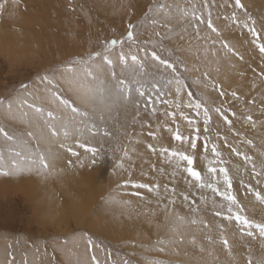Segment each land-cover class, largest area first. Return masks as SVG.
<instances>
[{
    "label": "rangeland",
    "instance_id": "1",
    "mask_svg": "<svg viewBox=\"0 0 264 264\" xmlns=\"http://www.w3.org/2000/svg\"><path fill=\"white\" fill-rule=\"evenodd\" d=\"M245 1L241 0L242 3L244 2L243 4L245 5L248 15L256 20V27L258 30H260L261 26L264 25V1L258 0L260 2L259 3L257 0H248L251 4H248V2ZM49 2V12L45 14L43 9L40 7H37L36 9L34 7L33 9H28L25 4H23V0H21L19 5L22 10L21 14L26 19V21L30 23H25L24 25H10V23L3 26V29L8 28L6 29L8 32L13 30L17 33L23 34H34L33 30L36 29L35 32L40 36L41 41L37 42L34 40L32 49L41 48L39 49L40 51H37L40 54H31L32 56L30 57L25 56L24 61L26 62H22L19 70L14 68L12 71L9 70L8 64L6 61H4L6 59H3L4 57L0 56V98L7 100L16 97L18 94H20L19 87L22 83H28L31 85L29 91H32L31 89L34 88L42 89L43 86L37 81L38 75L63 64L66 60L74 56L85 55L89 50H99L102 41L106 39L118 38L125 34L126 25L130 21L138 25V43L131 46L126 43L123 47V51L128 54L129 57L132 54H136L139 59L144 62L147 74H140L137 77V79L140 81L139 84L135 83V81L131 83L130 92L127 93L129 99L124 101V104H117L112 107L110 111H106L104 113L103 121H100L99 119L95 121L99 128V132L95 139H92L88 133H84V136L80 137L77 127L74 125L68 126L67 131L69 133V138L66 141L64 138L65 129L63 128L60 129L58 137H48V139H45L46 142L44 141L45 143H43V147L45 149L50 148L53 153L60 154V159L53 161L52 167L54 171L48 175L47 178L36 176L34 174L17 175L12 177L0 176V183H3V187H0V264H4V262L9 259V250L7 245L12 243L14 240L19 241L18 243L14 244L13 248L11 249L15 255L16 264H23L25 259L29 261V264H93V256H95L101 262V264H113V261L123 260H131L132 264H148L149 260H163L164 264H169V262H172V264H203V262H205L203 259L211 263L213 261L212 258L198 257L200 255L198 253V247H200L198 242L201 241L203 244H205V247H208L207 244L209 241L207 239L209 237L207 236H211V239L214 243L220 244L215 245L217 252L219 251V246H223L220 243L219 230L215 227V224H220L222 220L220 221V219H214L212 217V201L215 200L217 204H226L227 202L223 201L222 197L213 194L210 189H199L196 187L192 178L188 176L183 170L187 167L186 162H180V167L177 168L174 159L169 158L166 153L161 155L160 149L165 147L169 149L175 148L181 151H186L188 154L192 155L194 157V162L192 165L194 170L200 171L205 181H211L213 183L218 182L217 186L221 188V191H223L224 187L222 177L219 173H217L215 178L211 177L207 169L209 167H226L229 170L230 176L233 178L232 193L236 195L240 203L244 205L243 207H245V214L248 216V214L251 212L248 216L249 219L254 220L258 218V222L259 219L260 222H264V203L257 201L254 194L246 192L247 184L251 183L253 187L256 188V190L261 191V193L264 194V180H262L261 183L257 185L255 179H253L249 174L251 172V166L246 165L242 157L237 156L232 152V148H236L239 152L253 157L258 170L259 165L264 162V115H262L260 111L261 104H264V82H262L252 71V69H256L258 73L261 70V65L264 63V61L259 59L261 57L258 49L251 43L252 37L247 32V30L234 26L230 23V21L223 19V17L226 15L230 16L231 12L234 10L232 7L227 6V4L232 3V0H216L217 7L212 9L213 20L215 24L220 27L221 32L223 34L226 33V38L222 34L221 39L231 40V38H228V34L231 33V35H233L232 39L236 45L235 43L232 45L230 40L228 43L231 46L236 47L235 49L238 50L237 52L239 55L243 56V60H240L237 56H233L231 54L225 55L219 41H217L215 45H212L210 41L205 43L204 41L193 40L192 44L195 45V48H191V50L189 44L186 41L185 42L188 46L185 44L183 45L182 43L184 42L177 39L164 41L163 49H161L158 44L155 46L156 51L163 58L172 60L179 59L184 61L188 65L189 69H192L193 67L200 69L199 71L190 70L189 72L183 74L186 77V83L189 86L188 90H191L194 93V98H199L205 101L210 109H214L215 107L223 104L224 109H230L231 112L236 113L235 117L231 116L230 112L227 113L229 114V118L233 121L232 127L230 129L214 111H210L212 120L208 125L207 132L204 130L205 125L203 123L202 115L197 117L194 110L192 109L182 106V108L178 111L174 107H169L168 105L159 102L163 99L175 101L174 95L162 96L159 98V100L156 99L153 86L159 85L161 89H165L166 78H169V74L162 71H156V69L153 67V62L150 60V57L145 58V52L138 50V48H143L148 52H151L154 47L151 42L147 44L144 43L145 40H151L153 38V26L148 21H144L143 19V13L146 10L150 0H72V7L75 8V11L69 10V0H50ZM169 2H172V0H169ZM256 2L258 4H256ZM0 3L4 4V0H0ZM221 4H225V7H219ZM44 7H46V5ZM96 7L107 9V16H101L100 13H96ZM11 10L13 11L14 7ZM115 10H119L120 18L117 17V14H114ZM4 11L7 12L8 8L4 7L2 10H0V21L3 20V17L1 18V14ZM32 11L38 13V19L33 17ZM236 11L243 20V13L239 10ZM83 13L86 14L84 15ZM219 20L222 21V24H218ZM171 23L176 31H179L182 27V25H180L176 20L171 21ZM58 27H62V30ZM225 27L227 30L230 29L232 31H225ZM48 31L50 33H48ZM191 31L192 30L189 29V35L191 34ZM64 33H70L73 39L71 37V40H68L70 39V34L65 35ZM201 34H205L203 26ZM237 35L240 37V39ZM49 36L51 37V40L47 39ZM64 36H68V39L66 38L68 41L64 40ZM52 39L56 41V46H54L55 43ZM73 40H75L74 43ZM68 42L71 44L70 46H67ZM38 43L39 46H37ZM240 43H243L244 47ZM194 45H192V47ZM197 45H200L199 49L201 48V50L195 52ZM44 47L46 48L44 49ZM53 48L61 50L62 55L57 53V51ZM179 48H181L183 51H180ZM206 48L208 49V57H206V53L204 52ZM74 49L76 50L74 51ZM184 49H186V52ZM119 50L120 49L118 47L113 53L112 59L114 62L117 61L116 54L119 52ZM44 51L46 52V55L43 54ZM213 51H215V53L218 52L219 54H215L214 57ZM243 51H245V53ZM169 52H171V55H169ZM198 52L200 54H197ZM60 55L62 56L61 58ZM189 55H193V58ZM198 55H200V57L202 56L201 59L198 58ZM211 55H213V57ZM33 57L35 59H33ZM188 57H190L191 60L190 58L188 59ZM210 57L213 58V62L209 61V59H211ZM231 57L235 60L230 59ZM202 58L204 60H202ZM129 63H131L130 60ZM25 64H27L28 67ZM42 64H45L46 66ZM29 65H31V68H29ZM205 70L209 72V75L212 77V79L223 84L224 90L228 92L229 95L221 97L210 87L205 88L203 83H197L198 80L203 81L202 73ZM26 71L29 72L27 73ZM115 71L118 74L123 71L129 80H133L131 69H123L118 62H116ZM227 77L228 79L231 77L234 79V82H230V84L233 85L232 87L226 83ZM254 84L255 88H253ZM138 87H142V89L146 92L145 97H140L138 95ZM233 90L236 91L241 97L239 101L230 96V92ZM244 92L247 93V95H244ZM39 94L43 95L42 92ZM66 95L69 94L66 93ZM149 95H151L156 102L149 105L148 108L145 109L144 101L147 100ZM25 98L28 99L29 102H32V96L25 95ZM72 98L76 99L75 96ZM251 99H255V104L249 105L247 103V101ZM186 100L187 97L184 95L182 97V103L186 102ZM36 102L39 103V101ZM136 102L140 103V114L138 117L136 116ZM44 106L47 108L50 105L45 104ZM152 107L157 109L155 115L151 113ZM167 111L176 112V117L174 120L172 117H167L164 115V113ZM180 111H183V113L190 119L195 120V127H198L200 130V138L197 140V147L194 151L190 148L189 143H181L173 139V134L177 129H179L180 133L184 136L192 137L196 135L194 128L190 126L188 122L180 115ZM110 113L111 115H108ZM248 114H251L253 119L256 121L255 127H252L244 119V117ZM5 120L3 117H0V126L6 127L9 131H15L17 134H22L29 129V125L27 123H22L16 120V124V121L10 119ZM24 125L25 127H23ZM32 128L31 129L33 132H39L37 127L33 126ZM168 128H171L172 131H168ZM105 129L111 133L110 136L104 135ZM149 132L154 133L155 138L150 136ZM235 132H239L241 135L236 136ZM205 137L208 138L207 151L204 148ZM74 138L91 139L92 144L96 146L103 144V158L98 162L97 165L92 166L87 160H85L84 167L68 166L67 161L71 159L75 162L76 158L71 157L69 153H67L64 149H61V143L72 145L74 150L81 153L82 158L84 156L83 149L76 147ZM248 140L252 141V143L248 144L246 142ZM33 143H35V141H33ZM148 144L153 145V147L156 148V152L149 150L147 147ZM213 144L216 145L217 151L221 154L218 159L214 157L211 152V147ZM123 147H127L130 157V159L124 158V165H126V163L129 164L125 166V170L114 169L116 157H123L122 151H114V149ZM0 152H2L6 158H10L7 146L3 144L2 139H0ZM136 158H138L139 161H137ZM218 160L222 161V163L218 162ZM209 161H212V163L209 164ZM150 162L153 165H151ZM142 163L147 165V167H145V165ZM140 165L143 168H141L142 173L138 172L141 167ZM246 168L247 171H245ZM153 169H155V171H153ZM125 171H128V173H125ZM151 171L153 174H151ZM129 173L131 174L130 176H132L133 173H138V175L136 174L137 176H135V174H133L135 177L132 176L131 183L117 188V185L124 184L125 181H128L129 178H131L129 177ZM169 181H173V183ZM241 181L244 183L242 184ZM157 183L161 186L160 195L162 196H157L156 193L149 192L148 189H137L133 186L134 184H148L151 186ZM164 185H168L170 188L176 187V202L174 205L166 203L168 202L167 199L171 198L172 194L169 192V196L168 193L166 194L164 192ZM190 186H192L193 189ZM62 187H66L67 189L61 190L60 188ZM185 189L186 191H184ZM203 191L207 192L205 194L209 196L208 199L206 195L203 197ZM137 192H139V195H136ZM199 192L200 197L197 195ZM38 194L42 195L43 197H49L52 194L53 198H57L62 203L66 202V197H71L78 203L89 197L91 209L96 216L93 223L94 225L89 226L87 224V220L78 219L77 222L70 221L68 230H64L65 228L63 226L61 230H56V232L54 228H51L48 225H42L36 213L37 208L35 206L39 200ZM183 194H188L190 199L195 197L194 199L197 202L196 206L199 207L198 213L191 212L189 206L182 199ZM128 195L131 197L129 196L130 198H128ZM163 196L167 199H164ZM246 196H251L250 199L252 198V200H254L253 203H251V201L250 203H246L244 200ZM109 197H112L117 201H129L130 203L123 204L124 206L122 203L121 206L119 203H108L106 201ZM202 197L206 202L201 199ZM242 198L244 199L242 200ZM208 203H210V205ZM165 205H168V208H166ZM247 208H249V210ZM106 211L109 212L108 215L105 214ZM124 211L127 212L125 213ZM208 213L210 215H208ZM124 214L126 215L125 220L128 222V226L117 221L118 216L119 218H122L125 216ZM177 214L182 217L185 216V218L188 220L195 216L197 220L203 219L210 224H214L211 228L207 229H205L204 225L201 223L190 224V222H186L180 224L175 219ZM115 221H117V223ZM222 223L226 224L227 222L222 221ZM229 225L230 226H228V223L226 224V235L232 237L231 241H236L237 239H241L243 241L242 244H239V249L231 248V253L235 250V253L238 254L237 257L239 258L240 256H245L242 252L245 249H252L251 251H253V253L259 251V254L257 253L255 256L251 255L253 258V264L256 263L255 260L257 261L260 260V258H264V253H262L264 252V239L256 240L257 238H251L250 240V237H245L248 240L247 241L244 237L239 235V232L237 231L238 226L232 227L233 224ZM112 227L113 229L110 231ZM173 227L176 228L175 232L172 231ZM118 229L121 230L119 231L120 235L124 236L119 235ZM216 229L217 232H214ZM230 229L232 233L230 232ZM113 230L115 231L113 232ZM58 231L61 232L59 233ZM202 231L205 232L203 233ZM85 233H87L88 236H90L95 242L96 246L92 247L91 249H89L86 245L84 238ZM130 233L131 236L129 235ZM115 234L119 236L115 237ZM184 237L185 239H183ZM160 238L165 240H174L176 242L171 246H168L165 253H160L159 251L154 250V245ZM181 238L184 240L182 243L180 242ZM192 238H196L195 240L197 243L196 241L195 243H192ZM217 239L219 241H217ZM254 240L256 241L254 242ZM255 243H257V245H255ZM37 247H39V253L36 252ZM193 249L194 251L192 253ZM71 255L73 256L74 261ZM64 260L68 261L65 262ZM245 261L247 264V259Z\"/></svg>",
    "mask_w": 264,
    "mask_h": 264
},
{
    "label": "snow or ice",
    "instance_id": "2",
    "mask_svg": "<svg viewBox=\"0 0 264 264\" xmlns=\"http://www.w3.org/2000/svg\"><path fill=\"white\" fill-rule=\"evenodd\" d=\"M14 4H19L20 0H13ZM228 7H232L234 10L230 16H224L223 19L230 21L234 26L246 29L251 35V43L255 45L260 54L261 60L264 61V25L258 30L256 27V20L248 15L245 5L241 0H232V3L227 4ZM69 10L75 11L72 7V0H69ZM217 7L216 0H150L143 13L144 21H148L153 26L152 39L145 40L147 44L151 42L154 47L151 52L146 49L138 48L139 51L145 52V58H149L153 62V67L158 72H164L169 74V78H166L165 89H161L159 85H154V91L156 99L159 100L162 96H175V101L169 99L160 100V103L174 107L176 110H180L183 107L194 110L197 117L203 116V123L205 125V132L208 131V125L211 123L212 116L210 111H214L222 121L231 129L232 119L230 115L235 117L236 113L231 112L230 109L226 110L223 104L210 109L206 102L194 98V93L189 89L186 83V77L184 73L191 71H199L197 67L189 69L188 65L182 60H172L163 58L156 51L155 46L158 44L161 49L164 48V41H170L177 39L180 41H186L191 49L193 40L204 41L205 43L211 42L215 45L217 41L220 42L221 48L224 50V54H231L237 56L240 60H243V56L239 55L237 50L231 46L226 39H221V29L215 24L213 20L212 9ZM219 7H225V4L219 5ZM4 8V4L0 3V10ZM243 13L244 19L237 14V11ZM219 18V17H217ZM176 20L182 25L179 31H176L171 21ZM143 23V21H142ZM202 26L205 34L202 35ZM137 29L138 25L131 21L126 25L125 34L118 38L106 39L101 42L99 50H89L85 55H77L63 64L52 68L49 71H45L43 74L37 76V81L43 86L42 89L34 88L29 91L31 85L28 83H22L19 87V93L16 97L10 99L0 98V117L4 119H10L13 121H20L27 123L29 129L22 133L17 134L15 131H9L6 127L0 126V139L3 144L7 146L10 158H6L2 152H0V176L12 177L17 175H36L47 178L54 169L52 167L53 161L60 159L59 153H53L51 149H45L43 143L47 137H58L60 129H65L64 138L65 141L69 138L67 128L69 125L77 127V131L80 137L84 136V133H88L92 139H95L99 132V128L96 124V120H104V113L110 111L112 107L117 104H122L129 99L127 95L130 92V85L133 81L139 84L140 81L137 77L140 74H147L145 64L136 54H132L130 57L123 51L124 45L127 43L129 46L137 44ZM189 29L191 34L189 35ZM163 30V31H161ZM214 37V38H213ZM119 47V52L116 54L117 61L121 67L125 70L131 69L133 80L129 78L122 71L117 73L115 71L116 62L113 61L112 56L114 51ZM196 50L199 51V45L196 46ZM208 49H205L207 53ZM213 51V55H215ZM171 55V52H169ZM129 60L131 63H129ZM179 65V67H178ZM252 71L264 82V63L261 65V70L257 73L256 69ZM203 81H197V83H203L205 88H211L216 91L219 96L224 97L229 95L224 90V86L219 81L212 79L209 72L205 70L202 73ZM255 88V84L253 85ZM43 93L40 95L39 93ZM138 95L145 97L146 92L142 87L137 88ZM69 94V95H66ZM26 96H32V102H29ZM186 95V102L182 103V97ZM75 96L76 99L72 97ZM230 96L236 100H240L241 97L236 91H231ZM36 101H39L37 103ZM156 101L151 95L144 101L145 109L149 105L154 104ZM249 105L255 104V99L248 100ZM48 104L49 107L44 105ZM136 116L140 114V103H135ZM261 114L264 115V104L260 106ZM157 109L151 108V113L155 115ZM167 117H172L173 120L176 117L175 111H167L164 113ZM180 115L192 126L196 132L195 136H184L177 129L173 134V139L181 143H189L190 148L194 151L197 147V140L199 137V128L195 127L196 121L190 119L187 115L180 111ZM246 122L252 127L256 126V121L251 114L244 117ZM35 126L39 132H33L31 128ZM168 131H172L168 128ZM46 134V135H45ZM105 136H110L106 129L104 131ZM150 136L155 138V134L149 132ZM236 136H240L241 133L235 132ZM35 141V143H33ZM75 145L79 149H83L84 156L82 158L81 153L74 150L73 146L67 143H61L60 148L64 149L71 157H75V162L71 159L67 161L69 167L78 166L84 167L85 160L92 166L98 164L103 158V144L96 146L92 144L91 139L74 138ZM251 144L252 141H246ZM208 138H204V148L207 151ZM148 149L152 152H156V148L153 145L148 144ZM114 151H122L123 157H116L114 169L125 170L124 158H129L127 147L114 149ZM211 152L217 159L220 157V153L217 151L215 144L211 147ZM232 152L237 156L242 157L246 165L251 166L250 176L255 179L256 184L259 185L264 180V162L259 165V170L254 162L253 157L239 152L236 148H232ZM161 155L167 154L169 158H172L176 162V167H180V162H186L187 167L183 170L192 178L195 182V186L199 189H210L216 196L222 197L223 201L227 203L217 204L215 200L212 201L213 211L212 217L218 218L222 221H226L228 224L238 226L237 231L242 237H251L255 239L257 235L259 238L264 239V222H255L249 219L245 214L243 205L237 199L236 195L232 193L233 178L229 174V170L226 167H209L207 169L211 177L215 178L217 173L222 177L223 191L217 186V183L211 181H205L202 174L198 170H194L192 167L194 157L188 154L186 151L178 149H169L167 147L160 149ZM218 162L222 163V161ZM212 161H209L211 164ZM247 171V168L245 169ZM130 177V174H129ZM131 183L129 178L124 184L117 185V188L123 187L126 184ZM243 184L244 182L241 181ZM137 189H148L149 192H154L160 195L161 186L157 183L154 185L148 184H134ZM164 192L171 193V198H168V204L174 205L176 189L170 188L168 185H164ZM246 192L254 194L257 201L264 203V194L261 191L256 190L251 183L247 184ZM139 195V192L136 193ZM183 201L189 206L192 213H198L199 207L196 206L195 199H190L188 194H183ZM204 199L203 197L201 198ZM108 203H122L128 204L129 201H117L112 197L107 198ZM206 202V201H205ZM167 208L168 205H165ZM176 221L180 224L190 222L192 224L201 223L205 228H211L212 224L204 221L203 219L197 220L195 216L189 220L185 217L177 214ZM219 230L220 243L224 249L231 255V244L226 235V224L220 223L215 225ZM172 231H176L173 227ZM86 245L89 249L96 246L87 233L84 234ZM209 243H212L211 237L208 238ZM19 241L14 240L8 244V256L9 259L4 264H16L14 253L11 251L14 244ZM176 241L165 240L160 238L154 245V250L160 253H165L166 248L171 246ZM180 242H183L181 238ZM192 243H195L193 238ZM153 250V249H150ZM204 249L201 248L200 251ZM249 251H251L249 249ZM36 252L39 253V247L36 248ZM110 255V253H109ZM93 264H101V262L95 257H92ZM23 264H29V261L25 259ZM113 264H132L131 260L113 261ZM148 264H164L163 260H149ZM172 264V262H169ZM247 264H253V258L251 255L247 257ZM256 264H264V258L258 260Z\"/></svg>",
    "mask_w": 264,
    "mask_h": 264
},
{
    "label": "bare ground",
    "instance_id": "3",
    "mask_svg": "<svg viewBox=\"0 0 264 264\" xmlns=\"http://www.w3.org/2000/svg\"><path fill=\"white\" fill-rule=\"evenodd\" d=\"M50 0H23V4H25V6L28 8V9H33V7L36 9L37 7H40L41 9H43V11L45 12V14H47L48 12H49V9H48V7L50 6V2H49ZM52 1V0H51ZM112 1V0H111ZM245 1V0H244ZM249 1H251V0H249ZM248 0L247 1H245V2H248V4H251L250 2H249ZM255 1V0H254ZM258 1V0H257ZM260 1V0H259ZM258 1V2H259ZM264 1V0H263ZM262 1V2H263ZM20 2H21V0H20ZM244 3V2H243ZM260 3V2H259ZM53 4V3H52ZM256 4H258L257 2H256ZM20 5V3L19 4H14L13 3V0H4V7H7L8 8V11L7 12H2V14H1V18L3 17V20H1L0 21V25H2V26H0V56H2V57H4L3 59H6V60H4V61H6V63L8 64V66H9V70H13V68L14 69H16V70H19V67H20V65L22 64V62L24 61V57L25 56H32V55H37V54H40L39 52H37V51H40L39 49L41 48H39V49H37V48H33L32 49V46H33V41L34 40H36L37 42H40L41 41V38H40V36L39 35H37V33L35 32L36 31V29H34L33 30V33L34 34H30V33H25V34H23V33H17L16 31H13V30H11L10 32H8V31H6V29H8V28H6V29H3V26L4 25H7V24H10V25H12V24H18V25H24L25 23L26 24H29L30 22H28V21H26V19L22 16V14H21V7L19 6ZM46 5V7H44ZM247 6V5H246ZM261 6V5H260ZM259 6V7H260ZM14 7V10L12 11L11 9ZM256 8V7H255ZM254 8V9H255ZM258 8V7H257ZM253 9V8H252ZM260 10V9H259ZM95 11H96V13H100V15L101 16H107V9H101V8H98V7H96L95 8ZM86 12V11H85ZM260 13V12H259ZM32 14H33V17L35 18V19H38V13L37 12H33L32 11ZM84 14V13H83ZM86 14V13H85ZM84 14V15H85ZM115 15L117 14V17L118 18H120V13H119V10H115V13H114ZM88 15V14H87ZM86 15V16H87ZM58 20V19H57ZM59 21V20H58ZM60 22V21H59ZM221 22V23H220ZM88 23H91V22H88ZM218 24H222V21H220L219 20V23ZM176 25V24H175ZM221 26V25H220ZM223 26V25H222ZM58 28H60L61 30H62V27H58ZM79 28V27H78ZM220 28V27H219ZM224 29V28H223ZM225 29H226V27H225ZM224 29V30H225ZM232 29V28H231ZM241 29V28H240ZM224 30H222V31H224ZM228 30H230V29H228ZM227 29L225 30V31H228ZM230 31H232V30H230ZM240 32V31H239ZM48 33H50L49 31H48ZM225 33V32H224ZM238 33V32H237ZM65 34V33H64ZM70 34V33H69ZM68 33L67 34H65V35H69ZM223 34V33H222ZM228 34V33H227ZM233 34V33H232ZM224 36L226 35V33L225 34H223ZM234 35H236V34H234ZM233 35H231V33L230 34H228V38H231V40L230 39H227L228 40V42H229V40H230V42H232V45H234L233 43H235L234 42V40L232 39L233 37H232ZM238 36V35H237ZM53 37V36H52ZM68 36H64L63 38H65L64 40H67L68 38H67ZM71 34H70V39H68V40H71ZM239 37V36H238ZM238 37H236V38H238ZM67 38V39H66ZM225 38H226V36H225ZM47 39H50L51 40V37L49 36V37H47ZM72 39H73V37H72ZM74 39H76V38H74ZM78 39V38H77ZM239 39H240V37H239ZM53 40V39H52ZM67 40V41H68ZM241 40H242V38H241ZM54 41V46H56V41L55 40H53ZM174 41V40H173ZM51 42V41H50ZM65 42V41H64ZM70 42V41H69ZM69 42H68V44H69ZM75 42V40H73V43ZM178 42V41H177ZM182 42H184V43H182L183 45L185 44V45H187L186 44V42L185 41H182ZM195 42V41H194ZM236 42H237V40H236ZM66 43V42H65ZM72 43V44H73ZM77 43V42H76ZM193 43V42H192ZM196 43V42H195ZM42 44V43H41ZM67 44V46H70L71 44H69L68 45ZM243 47H244V45H243V43H240ZM44 45V44H43ZM42 45V46H43ZM192 45H194V44H192ZM235 45H236V43H235ZM251 45V44H250ZM37 46H39V43L37 44ZM52 46V45H51ZM75 46V45H74ZM78 46V45H77ZM188 46V45H187ZM200 46V45H199ZM34 47H35V45H34ZM185 47V46H184ZM46 47H44V49H45ZM69 48V47H68ZM67 48V49H68ZM191 48H195V45L193 46V47H191ZM234 48H236V47H234ZM240 48H242V47H240ZM53 49H55L56 51H57V53H59V54H61V50H58L57 48H53ZM52 49V50H53ZM76 49H77V47H76ZM76 49H74V51L76 50ZM80 49V48H79ZM78 49V50H79ZM94 49V48H93ZM180 49V51L182 50L181 48H179ZM189 49V48H188ZM243 49V48H242ZM185 50V52H186V49H184ZM191 50V49H190ZM194 50V49H193ZM201 50V48L199 49V51ZM46 51V50H45ZM43 52V54H45L46 55V52ZM183 51V50H182ZM238 51V50H237ZM55 52V51H54ZM71 52V51H70ZM80 52V51H79ZM195 52H197V50L195 51ZM205 52V51H204ZM244 53H245V51H243ZM41 53H42V51H41ZM188 53V52H187ZM191 53V52H190ZM189 53V54H190ZM218 53V52H217ZM216 53V54H217ZM32 54V55H31ZM192 54V53H191ZM197 54H200L199 52L197 53ZM196 54V55H197ZM205 54V53H204ZM207 54H208V51H207V53H206V57H208L207 56ZM219 54V53H218ZM221 54V53H220ZM247 54V53H246ZM246 54H244V55H246ZM50 55V54H49ZM48 55V56H49ZM58 55V54H57ZM62 55V54H61ZM60 55V58L62 57ZM188 55V54H187ZM203 55V54H202ZM222 55V54H221ZM51 56V55H50ZM56 56V55H55ZM54 56V57H55ZM190 57L192 56V58H193V55H189ZM199 56V57H198ZM197 57L198 58H200L201 59V57H200V55H198ZM210 56V55H209ZM212 57H213V55H211ZM217 56V55H216ZM248 56V55H247ZM54 57H53V59H54ZM190 57H188V59L190 58ZM205 57V56H204ZM203 57V58H204ZM214 57H215V55H214ZM35 58H36V56H35ZM34 57H33V59H35ZM40 58V57H39ZM44 58V57H43ZM51 58V57H50ZM202 58V60H204ZM211 58V57H210ZM26 59V58H25ZM37 59V58H36ZM59 59V58H58ZM57 59V60H58ZM213 58H211V59H209V61L210 62H213V60H212ZM218 59H220V58H218ZM217 59V60H218ZM230 59H233V60H235L234 58H230ZM247 59V58H246ZM259 59H261V58H259ZM32 60V59H31ZM30 60V61H31ZM39 60H41V59H39ZM47 60V59H46ZM45 60V61H46ZM190 60H191V58H190ZM207 60H208V58H207ZM206 60V61H207ZM215 60H216V58H215ZM232 60V61H233ZM27 61H28V59H27ZM222 61V60H221ZM24 62H26V61H24ZM35 62V61H34ZM37 62V61H36ZM197 62H198V60H197ZM234 62V61H233ZM249 62H250V60H249ZM33 63V62H32ZM39 63V62H38ZM220 63V62H219ZM256 63V62H255ZM207 64V63H206ZM214 64V63H213ZM230 64H231V62H230ZM251 64V63H250ZM252 64H254V63H252ZM25 65H27V64H25ZM25 65H23V66H25ZM42 65H44V66H46L45 64H42ZM210 65V64H209ZM34 66H35V64H34ZM40 66V65H39ZM43 66V67H44ZM217 66V65H216ZM22 67V66H21ZM27 67H28V65H27ZM41 67V66H40ZM232 67V66H231ZM238 67V66H237ZM29 68H31V65H29ZM28 68V69H29ZM227 68V67H226ZM233 68V67H232ZM223 69H224V67H223ZM230 69V68H229ZM238 69V68H237ZM27 70V69H26ZM31 70V69H30ZM29 70V71H30ZM233 70V69H232ZM241 70V69H240ZM28 71V72H29ZM27 72V71H26ZM27 72V73H28ZM216 74V73H215ZM231 74V73H230ZM29 75V74H28ZM223 76V75H222ZM249 76V75H248ZM22 77V76H21ZM224 78V77H223ZM237 80V79H236ZM237 81H239V80H237ZM230 82L232 83V82H234V79L231 77V78H229L228 79V77L226 78V83L228 84V85H230L231 87L233 86L232 84H230ZM36 83H37V81H36ZM237 83V82H236ZM38 84V83H37ZM235 85V84H234ZM246 85V84H245ZM236 86V85H235ZM239 86V85H238ZM237 87V86H236ZM249 87V86H248ZM34 88V87H33ZM235 88V87H234ZM237 89V88H236ZM247 89V88H246ZM32 90V89H31ZM240 91V90H239ZM245 91V90H244ZM249 92V91H248ZM245 93V92H244ZM248 94H250V93H248ZM244 95H247V93H245ZM251 95H253V94H251ZM254 96V95H253ZM249 97V96H248ZM262 98V97H261ZM124 104V103H123ZM126 104V103H125ZM128 106V105H127ZM126 106V107H127ZM129 108V107H128ZM131 111V110H130ZM128 112V111H127ZM112 113V112H111ZM111 113L110 114H108V115H111ZM130 115V114H129ZM5 120V119H4ZM6 121V120H5ZM3 122V121H2ZM10 122V121H9ZM19 123V122H18ZM16 124H17V121H16ZM134 124V123H133ZM9 126V125H8ZM18 126V125H17ZM21 127H22V125H21ZM23 127H25V125L23 126ZM19 128V127H18ZM33 129V128H32ZM31 129V130H32ZM36 129V128H35ZM38 130V129H37ZM33 131V130H32ZM255 135H258V134H255ZM254 135V136H255ZM257 137V136H256ZM47 139H48V137H47ZM45 142H46V140H45ZM44 142V143H45ZM141 144V143H140ZM145 147V146H144ZM143 147V148H144ZM141 150V149H140ZM145 150H146V148H145ZM144 150V151H145ZM138 151V150H137ZM142 151V150H141ZM146 152V151H145ZM146 158V157H145ZM137 159V161H139L138 160V158H136ZM141 160H143V159H141ZM140 160V161H141ZM148 161V160H147ZM151 161V160H150ZM156 161H157V159H156ZM133 162V161H132ZM161 162V161H160ZM147 163V162H146ZM127 164H129V163H126V165ZM141 164V163H140ZM143 164V163H142ZM148 164V163H147ZM150 164H151V162H150ZM125 165V166H126ZM136 165H137V163H136ZM143 165H145V164H143ZM151 165H153V164H151ZM162 165V164H161ZM166 165V164H165ZM141 166V165H140ZM150 166V165H149ZM145 167H147V165H145ZM155 167V166H154ZM162 167V166H161ZM133 168V167H132ZM137 168H138V165H137ZM141 168H142V166L140 167V170L138 171V172H141ZM149 168V167H148ZM143 169V168H142ZM150 169H152V168H150ZM134 170H135V168H134ZM138 170V169H137ZM169 170V169H168ZM153 171H155V169H153ZM161 171V170H160ZM149 172V171H148ZM125 173H128V171L126 172L125 171ZM142 173V172H141ZM130 174V173H129ZM133 174H135V173H133ZM133 174H132V176H133ZM137 175H138V173H136ZM135 174V176H137ZM151 174H153L152 173V171H151ZM55 175V174H54ZM122 175H123V172H122ZM131 175V174H130ZM142 175V174H141ZM150 175V174H149ZM165 175V174H164ZM188 175V174H187ZM126 176V175H125ZM132 176H130L131 178H130V180L132 179ZM135 176H133V177H135ZM147 176V175H146ZM149 177V176H148ZM185 177H186V175H185ZM129 178V177H128ZM140 178V177H139ZM150 178V177H149ZM175 178V177H174ZM177 178V177H176ZM182 178V177H181ZM69 179V178H68ZM134 179V178H133ZM57 180V179H56ZM127 180V179H126ZM147 180H149V179H147ZM187 180V179H186ZM125 181V180H124ZM132 181V180H131ZM178 181V180H177ZM2 182V181H1ZM3 182H4V180H3ZM169 182H172L173 183V181H169ZM194 182V181H193ZM105 183V182H104ZM85 184H86V181H85ZM187 184V183H186ZM3 185V183H0V187H3L2 186ZM188 185V184H187ZM171 186V185H170ZM185 187V186H184ZM183 187V188H184ZM190 187H192V186H190ZM176 188V187H175ZM61 190H65V189H67L66 187H62V188H60ZM177 189H179V188H177ZM192 189H193V187H192ZM195 189V188H194ZM147 191V190H146ZM183 191V190H182ZM184 191H186V189L184 190ZM190 191V190H189ZM195 191V190H194ZM204 192V195H203V197L206 195V197H207V199L209 198V196H207V194H205V193H207L206 191H203ZM187 193H189V192H187ZM190 193H192V192H190ZM195 193V192H194ZM202 193V192H201ZM153 194V193H152ZM167 194V193H166ZM171 194V193H170ZM168 195H169V193H168ZM180 195V194H179ZM198 196L200 195V192L197 194ZM38 196H39V200H38V203H36L35 204V206H36V208H37V211H36V213H37V215H38V217H39V219H40V222H41V224L42 225H48V226H50L51 228H54L55 229V232H56V230H61L62 229V227L64 226V230H68V226H69V223H70V221H75V222H77L78 221V219H85V220H87L88 222H87V224L89 225V226H93L94 224V221H95V215H94V212H93V210L91 209V206H90V203H89V197L87 198V199H85V200H82V201H80V203H78V202H76L73 198H71V197H66V202L65 203H62V202H60L57 198H53L52 197V194L49 196V197H43L42 195H40V194H38ZM67 196H69V195H67ZM130 195H128V198H130L129 197ZM158 196V195H157ZM159 196H162V195H159ZM170 196V195H169ZM197 197V196H196ZM200 197V196H199ZM250 197L251 196H246V198L244 199V198H242V200L244 199L245 200V202L247 203H250V201H251V203H253V201L254 200H252V198L250 199ZM163 198H164V196H163ZM195 198V197H194ZM193 198V199H194ZM137 199V198H136ZM156 199V198H155ZM164 199H167V198H164ZM92 200V199H91ZM129 200H131V199H129ZM163 200V199H162ZM168 200V199H167ZM198 200V199H197ZM201 200V199H200ZM132 201V200H131ZM148 201V200H147ZM146 201V202H147ZM156 201H157V199H156ZM166 201V200H165ZM199 201V200H198ZM202 201V200H201ZM203 201H205V200H203ZM139 202V201H138ZM144 202V201H143ZM200 202V201H199ZM244 202V203H245ZM148 203V202H147ZM166 203H168V202H166ZM181 203V202H180ZM201 203V202H200ZM245 203V204H246ZM84 204V205H83ZM136 204V203H135ZM199 204V203H198ZM209 205H210V203H208ZM242 204V203H241ZM119 205L121 206V203H119ZM123 205V204H122ZM137 205V204H136ZM135 205V206H136ZM149 205V204H148ZM264 205V204H263ZM124 206V205H123ZM126 206V205H125ZM128 206V205H127ZM133 206V205H132ZM244 206V205H243ZM212 207V206H211ZM248 207V206H247ZM118 208V207H117ZM116 208V209H117ZM168 208V207H167ZM202 208V207H201ZM131 209H133V208H131ZM136 209V208H135ZM186 209V208H185ZM248 210H249V208H247ZM120 210V209H119ZM126 210V209H125ZM139 210H140V208H139ZM142 210V209H141ZM244 210H245V207H244ZM254 210H255V208H254ZM261 210V209H260ZM123 211V210H122ZM207 211V210H206ZM205 211V212H206ZM259 211V210H258ZM264 211V210H263ZM262 211V212H263ZM125 212V211H124ZM127 212V211H126ZM125 212V213H126ZM185 212V211H184ZM203 212V211H202ZM249 212V211H248ZM254 212H256V211H254ZM261 212V211H260ZM131 213H133V212H131ZM201 213V212H200ZM204 213V212H203ZM246 213V212H245ZM251 213V212H250ZM249 213V214H250ZM259 213V212H258ZM106 215H108L109 214V212L108 211H106V213H105ZM116 214H119V213H116ZM135 214H136V210H135ZM181 214V213H180ZM206 214V213H205ZM249 214H248V216H249ZM260 214V213H259ZM264 214V213H263ZM125 215V214H124ZM185 215V214H184ZM208 215H210L209 213H208ZM251 216V215H250ZM113 217V216H112ZM125 217H126V215L125 216H123L122 218H119V216H118V219H117V221H119L120 223H122V224H124V225H126V226H128L129 224H128V222L125 220ZM162 217V216H161ZM185 217V216H184ZM263 217V216H262ZM114 218V217H113ZM257 218V217H256ZM188 220V219H187ZM253 220V219H252ZM256 220V222H258V218L257 219H254V221ZM117 221H115L116 223H117ZM190 221V220H189ZM221 221V220H220ZM219 221V222H220ZM259 222H260V219H259ZM221 223H222V221H221ZM191 224V223H190ZM214 224V223H213ZM212 224V225H213ZM227 224V223H226ZM114 225V224H113ZM187 225V224H186ZM216 225V224H215ZM73 226V225H72ZM96 226V225H95ZM122 226V225H121ZM191 226V225H190ZM228 226H230L229 224H228ZM234 225H232V227H233ZM115 227V226H114ZM131 227V226H130ZM192 227V226H191ZM236 227V226H235ZM234 227V228H235ZM91 228V227H90ZM229 228V227H228ZM92 229H94V228H92ZM96 229V228H95ZM108 229V228H107ZM112 229H113V227L110 229V231H112ZM205 229H207V228H205ZM215 229V228H214ZM102 230V229H101ZM100 230V231H101ZM209 230V229H208ZM115 230H113V232H114ZM119 231H121V230H119L118 229V233H119ZM161 231H162V228H161ZM187 231V230H186ZM206 231V230H205ZM205 231H202L203 233L205 232ZM210 231V230H209ZM236 231V230H235ZM53 232V231H52ZM59 233L61 232V231H58ZM103 232V231H102ZM117 232V231H116ZM115 232V233H116ZM123 232V231H122ZM126 232V231H125ZM132 232V231H131ZM137 232V231H136ZM195 232V231H194ZM199 232H200V230H199ZM214 232H217V229L214 231ZM219 232V231H218ZM226 232H227V229H226ZM229 232V231H228ZM230 232H231V229H230ZM234 232V231H233ZM134 233V232H133ZM161 233V232H160ZM193 233V232H192ZM232 233V232H231ZM109 234V233H108ZM122 234H124V233H122ZM126 234H127V232H126ZM207 234V233H206ZM205 234V235H206ZM218 234V233H217ZM110 235V234H109ZM119 235H120V233H119ZM119 235H117V234H115V237H117V236H119ZM130 236H131V233L129 234ZM192 235V234H191ZM199 235V234H198ZM204 235V234H203ZM120 236H124V235H120ZM125 236H128V235H125ZM196 236V235H195ZM235 236V235H234ZM194 237V236H193ZM207 237H211V236H207ZM227 237H228V239H229V241L231 242L230 244H231V248H234V249H239V244L241 243H243V241L241 240V239H237L236 241L235 240H233V241H231L232 240V237H230L229 235H227ZM240 237V236H239ZM114 238V237H113ZM134 238V237H133ZM197 238V237H196ZM195 238V239H196ZM212 238V237H211ZM245 238V237H244ZM243 238V239H244ZM257 239L256 240H261V238H259V236H257L256 237ZM118 239V238H117ZM135 239V238H134ZM183 239H185V237L183 238ZM188 239H189V236H188ZM193 239V238H192ZM214 239V238H213ZM220 239V238H219ZM246 239V238H245ZM114 240H115V238H114ZM122 240H124V239H122ZM191 240V239H190ZM208 241H209V239H207ZM240 240V241H239ZM247 240V239H246ZM245 240V241H246ZM250 240H251V237H250ZM256 240H254V242L256 241ZM113 241V240H112ZM184 241V240H183ZM196 241V240H195ZM205 241H206V239H205ZM217 241H219L218 239H217ZM248 241V240H247ZM118 242V241H117ZM196 243H197V241H196ZM199 243V246L200 247H198V253L200 254L198 257H203V258H212V262L211 263H209V262H207V260H205V259H203L205 262H203V264H246V259H247V257L249 256V255H252V256H255V255H257V253L259 252V251H257V252H254L253 253V251H249L248 249H245V250H243L242 252L244 253V255L245 256H240L239 258L237 257V253H235V250L234 251H232V253H231V255H229L228 254V252L227 251H225V249H224V247L223 246H219V248H218V252H217V248L215 247V245H220V244H216V243H208L207 244V246L208 247H205V244H203V242H201V241H199L198 242ZM206 243V242H205ZM250 244V243H249ZM70 245V244H69ZM179 245V244H178ZM190 245V244H189ZM255 245H257V243H255ZM259 245V244H258ZM180 246V245H179ZM192 246V245H191ZM251 246V245H250ZM183 247V246H182ZM255 247V246H254ZM188 248V247H187ZM186 248V249H187ZM193 248V247H192ZM201 248H203L204 250L203 251H200V249ZM253 248V247H252ZM255 249V248H254ZM257 249H258V247H257ZM256 249V250H257ZM252 250V249H251ZM82 251V250H81ZM193 251H194V249L192 250V253H193ZM261 251V250H260ZM77 252V251H76ZM183 252V251H182ZM196 252V251H195ZM194 252V253H195ZM262 253H264V252H262ZM79 254V253H78ZM185 254H186V252H185ZM259 254V253H258ZM64 255V254H63ZM66 255H67V253H66ZM183 255V254H182ZM65 256V255H64ZM72 256V255H71ZM80 256V255H79ZM225 256V257H224ZM259 257V256H258ZM61 258L63 259V257L61 256ZM69 258V257H68ZM72 258H73V256H72ZM261 259V258H260ZM69 260V259H68ZM68 260H64L65 262H67ZM71 260V259H70ZM86 260V259H85ZM63 261V262H64ZM73 261H74V258H73ZM258 261V260H257ZM256 260H255V262H257ZM65 264V263H64ZM86 264V263H85ZM256 264V263H255Z\"/></svg>",
    "mask_w": 264,
    "mask_h": 264
}]
</instances>
